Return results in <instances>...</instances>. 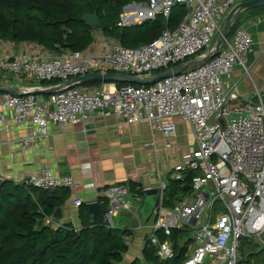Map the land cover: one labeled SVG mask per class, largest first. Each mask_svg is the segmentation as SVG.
I'll list each match as a JSON object with an SVG mask.
<instances>
[{
    "label": "built area",
    "instance_id": "built-area-1",
    "mask_svg": "<svg viewBox=\"0 0 264 264\" xmlns=\"http://www.w3.org/2000/svg\"><path fill=\"white\" fill-rule=\"evenodd\" d=\"M245 1L165 0L161 8L143 9L153 18L158 13L169 18L173 5L182 4L188 13L176 27H166L152 42L139 47L111 41L104 49L89 46L55 56L0 51V84L18 89L17 94H0L1 106L9 111L0 114V126L10 120L26 123L27 133L15 142L19 149L28 150L44 144L53 123L77 124L98 112L118 118L122 125L149 124L162 133L168 149L177 132L176 118H181L191 127L195 147L174 165L172 177L182 179L193 171L192 190L175 206H165L162 200L150 222L140 226L149 229V239L161 259L175 255L169 238L172 232L187 229L193 241L182 264H239L242 237L256 238L264 246V94L256 89L255 100L243 99L233 80L237 66L249 71L246 57L253 50L252 34L238 26L217 55L150 85L103 81L88 86L74 79L108 73L153 77L187 63L190 57L202 59L212 53L230 11ZM11 77L59 82L20 87L10 82ZM48 91L47 99L38 95ZM149 145L155 147V142ZM25 182L43 189L79 187L74 176L59 175L49 165L34 169ZM160 187H167L166 180ZM100 196L108 202L110 225L115 226L114 218L122 213L138 217L132 200L141 202L142 195L128 186L111 185ZM82 202L76 198L74 204ZM158 232L168 238L161 240Z\"/></svg>",
    "mask_w": 264,
    "mask_h": 264
},
{
    "label": "trees",
    "instance_id": "trees-1",
    "mask_svg": "<svg viewBox=\"0 0 264 264\" xmlns=\"http://www.w3.org/2000/svg\"><path fill=\"white\" fill-rule=\"evenodd\" d=\"M152 1L0 0V39L19 44L36 43L51 53L61 54L66 50H85L95 42L96 29H102L110 40L125 47H139L152 42L166 27H176L188 13L186 6L175 4L169 18L158 13L140 23L120 24L125 6L131 3L151 4ZM94 11L98 13L100 24L88 26L82 15ZM130 11L124 15L126 23L142 21L147 16ZM263 11L264 7L243 11L234 21L230 36L244 14L252 16ZM53 82L59 81H43ZM82 84L89 86L101 82L85 81ZM43 96L48 97L47 94ZM173 171L168 174L163 196L165 206H175L192 190L193 171H187L182 179L173 178ZM127 183L132 192L142 195L144 188L140 183ZM70 194L67 187L43 189L25 181L6 179L0 189V264H120L129 250L126 238L134 235L133 229L112 226L100 219L91 223L89 208L84 202L79 205V225L69 221L54 226L47 222V218L53 217L55 209ZM98 200L103 208L107 207L108 202L103 196L99 195ZM158 236L161 240L168 238L162 232H158ZM169 238L175 248L172 258L161 259L157 246L146 237L142 258H135L131 264H182L193 241L191 231L175 229Z\"/></svg>",
    "mask_w": 264,
    "mask_h": 264
},
{
    "label": "crops",
    "instance_id": "crops-1",
    "mask_svg": "<svg viewBox=\"0 0 264 264\" xmlns=\"http://www.w3.org/2000/svg\"><path fill=\"white\" fill-rule=\"evenodd\" d=\"M239 26H243L252 34L254 44L253 50L246 57L249 71L246 72L237 66L233 80L238 82L243 99L255 100L256 89L264 94V11L252 16L244 14ZM110 42L104 35H97L91 46L94 49H104ZM12 43L4 41L0 44V51L15 53V47L18 53L26 51L23 50V43ZM38 50L45 55H58L40 47ZM2 77L0 76V81L3 80ZM10 82L22 87L33 84L35 79L21 77L20 81H17L11 77ZM46 85L49 84H41ZM48 92H39L38 95L47 99L48 97L44 98L43 95L49 96ZM3 112L9 113L0 103V114ZM176 124L177 132L171 141L175 140L180 132L191 134L195 147L189 124L181 118H176ZM26 133V123L14 124L10 120L0 126V176L24 182L30 172L46 165L51 166L59 175L74 176L79 187L70 190V197L61 205L63 217L56 220L53 216L49 221L54 226L69 221L75 225L80 224L79 206L74 204L76 198H80L84 203L98 201L101 190L115 184L129 187L128 181L138 182L144 189L158 187L162 180L167 182L168 174L174 167V164L166 166L164 162L167 150L164 136L147 123L122 125L118 118L96 112L86 121L77 124L53 123L51 134L44 140L43 145L37 144L32 149L21 150L15 141ZM151 142H155V147L148 146ZM91 183L93 185L86 186ZM140 207H136L139 220ZM124 215L125 213H122L118 219Z\"/></svg>",
    "mask_w": 264,
    "mask_h": 264
},
{
    "label": "water",
    "instance_id": "water-1",
    "mask_svg": "<svg viewBox=\"0 0 264 264\" xmlns=\"http://www.w3.org/2000/svg\"><path fill=\"white\" fill-rule=\"evenodd\" d=\"M141 5L143 4L142 3H131L125 6L123 10L127 11V10H130L132 8L134 9L137 6H141ZM259 7H264V0H248V1H245V2H242L236 5L227 16L224 26L219 34V38L214 46L212 53L203 57L202 59H194L183 65H177L173 68H169L161 73H158L157 75L153 77L139 78L134 75H127V74H120V73H108V74H89V75L78 77L74 79V81L81 82V83L85 81H91V82H95V81L103 82L104 81V82H116V83L119 82V83H129V84H138V85H150L166 77L172 76L173 74H179L183 71L188 70L190 66L200 64L204 61L211 59L213 56L217 55L220 52V48L223 42L229 36L233 23L238 17V15L243 10L259 8ZM152 18L153 17L151 15H148L140 22H143L146 19H152ZM123 19H124V15H123ZM82 20L88 26H96L100 24V19L96 11L92 13L91 12L84 13L82 15ZM133 22L135 24L136 21H133ZM66 47L68 48V46ZM0 92L17 94L18 89L16 87L4 86L0 84ZM50 92L51 91H49L48 93L50 94ZM5 181H6V178L0 176V189L3 186ZM165 190H166V187L162 188L160 186L154 187V188L143 189L142 197H141L142 206L139 209L141 224L146 225L152 219L155 213V210L159 208V206L162 203ZM87 206L89 208V218H90L91 223H95L97 219H100L103 223H107L108 220L106 217V212L108 211V208L107 207L103 208L99 200L88 202ZM53 216L56 220H59L63 217V210L61 206L55 209Z\"/></svg>",
    "mask_w": 264,
    "mask_h": 264
},
{
    "label": "rangeland",
    "instance_id": "rangeland-1",
    "mask_svg": "<svg viewBox=\"0 0 264 264\" xmlns=\"http://www.w3.org/2000/svg\"><path fill=\"white\" fill-rule=\"evenodd\" d=\"M165 0H160L156 5L161 8L163 5V2ZM153 4V5H152ZM147 4L146 8H141L140 11H136V13H143L144 15L150 14L149 11H143V9H152L155 8V4ZM156 6V7H157ZM137 9H140L138 7ZM130 11V10H129ZM128 10L125 12L122 10L121 13V20L123 24H127L126 21L123 19L124 13H128ZM135 12L134 10H132ZM131 12V11H130ZM140 21H137L135 23H139ZM134 24L133 21H129L127 25ZM96 36L99 35V37H102L104 34L102 33V29H96L95 31ZM106 37V36H105ZM219 38V36H218ZM218 38L214 41L212 44V47L215 46ZM107 40V39H106ZM109 40V38H108ZM5 40L0 39V44L3 43ZM110 41H115L111 39ZM109 43V42H108ZM13 45V43H12ZM23 50H26L25 52L30 53H38L40 54V51L38 48H42L36 43H23ZM43 49V48H42ZM17 47H15V53L17 52ZM209 50V48L206 49V51ZM197 56H193L188 58L186 62L192 61L196 59ZM193 66V65H192ZM37 83V84H36ZM43 82L35 80L33 84L41 85ZM43 84H50V83H43ZM1 94V93H0ZM194 149V141L193 136L191 134H183L180 132V135L175 138V140L170 141L168 143V149L166 150V153L164 154V162L165 165H172L176 164L181 158L185 159V157L191 155L192 151ZM132 204L135 207H140L141 203L132 200ZM221 211V209H219ZM121 215V214H120ZM123 218L118 219V217L114 218L115 220V226H121V227H128L134 230V235L131 237L126 238V241L129 244V250L126 254H124V260L121 264H131V260L133 258L140 257L142 258V249L145 244V238L149 237V229L145 228L144 226H140V220L138 217H134V215L131 214H125L124 216H120ZM239 264H264V248L262 244L256 240V238H248V237H242L240 239V246H239Z\"/></svg>",
    "mask_w": 264,
    "mask_h": 264
},
{
    "label": "bare ground",
    "instance_id": "bare-ground-1",
    "mask_svg": "<svg viewBox=\"0 0 264 264\" xmlns=\"http://www.w3.org/2000/svg\"><path fill=\"white\" fill-rule=\"evenodd\" d=\"M133 9V8H132ZM132 9H130L131 11H132ZM129 11V10H128ZM127 14V13H126ZM126 14H124L125 16H127ZM124 21H125V17H124ZM134 21H136V20H134Z\"/></svg>",
    "mask_w": 264,
    "mask_h": 264
}]
</instances>
